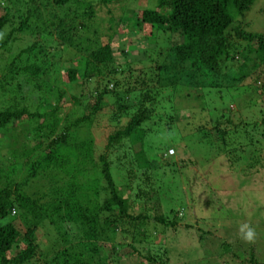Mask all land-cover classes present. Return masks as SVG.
<instances>
[{
	"label": "trees",
	"instance_id": "16d2710c",
	"mask_svg": "<svg viewBox=\"0 0 264 264\" xmlns=\"http://www.w3.org/2000/svg\"><path fill=\"white\" fill-rule=\"evenodd\" d=\"M5 1L9 4L2 7L0 14V133L7 134V151L14 161L0 169V264H26L34 256L35 230L45 218L50 223L64 221L77 229L74 236L77 241L57 252L51 258L54 264L113 263L115 258L108 259L115 257V245L112 244L109 255L101 254L97 241L109 231L132 236L134 240L148 238L147 216L134 213L132 201L118 194L112 169L124 171L126 180L132 177L141 180L135 187L134 199L147 204L159 202V187L149 184L152 180L148 172H158L162 153L157 155L158 160H149L146 153L152 152L151 148L141 150L135 157L130 156L129 149L136 143H144L148 132L146 122L156 108L161 91L186 87L187 77L188 84L202 93L193 97L198 107H189V116L177 122L174 131H170L169 120L167 134L174 147L183 137L180 127L184 130L185 126H191V137L196 135L224 154L231 152L234 162L247 149L256 155L264 149L259 144L264 138V114L257 121L252 115L231 110L229 101L224 102L228 97L238 99L242 94L237 90L239 84L248 75V69L258 65L247 68V61L264 62V31H247L239 20L255 0H155L153 7L143 9L134 25L137 29L145 25L157 31L148 53L141 52L142 58L148 57L151 64L140 67V60L127 58L128 75L125 76L133 78L134 69L138 70L135 81L141 92L113 78L122 74V70L116 67L119 57L114 55L110 42L100 45L88 36L76 38L75 35L77 30L90 28L96 3L106 5L113 0H76L74 8L64 11L63 16L51 11L53 7L64 9L68 0ZM172 35L179 36L180 43L161 52L160 42ZM150 50L156 58L149 56ZM169 53L174 54L172 59L162 57ZM119 54L128 56L121 48ZM238 59L241 63L237 67L228 65ZM61 69L65 75L62 82L68 88L94 84L87 95L70 96L75 107L87 106L85 113H60L66 89L51 88L45 76L58 80ZM139 74L143 75L142 79H137ZM101 80L106 82L99 86ZM122 84L125 88L118 90ZM87 97L93 98L89 106V100L83 103ZM219 101L222 103L216 106ZM32 103L36 106L30 110L27 106ZM252 103L247 102L243 108L251 107ZM106 108L108 112L104 113ZM218 108L219 115L215 113ZM126 115V122L117 124ZM23 116L28 121L19 125ZM99 117L107 123L113 121L116 127L106 135L104 150L96 156L94 138L89 133L80 136L78 131L96 124ZM27 140H34L32 147L26 145ZM119 149L122 150L120 157L111 158L112 150ZM169 150L173 153L170 148L167 154ZM179 161L192 163L189 158ZM19 166L25 174L18 181ZM38 177L49 180L50 191L55 195L49 203L40 202L45 194L33 198L22 190L27 178ZM101 179L103 185H100ZM15 218L26 225L23 232L13 225ZM177 221L176 211L169 209L167 214L155 215L157 225L151 227L159 226L163 231L165 227L175 226ZM13 248L18 251L11 254ZM148 259L150 264L162 263ZM243 261L264 264L253 256Z\"/></svg>",
	"mask_w": 264,
	"mask_h": 264
},
{
	"label": "rangeland",
	"instance_id": "374dc122",
	"mask_svg": "<svg viewBox=\"0 0 264 264\" xmlns=\"http://www.w3.org/2000/svg\"><path fill=\"white\" fill-rule=\"evenodd\" d=\"M74 1L76 0H68L64 9L53 7L51 12L55 11L56 16H63L64 11L67 12L69 8H74ZM84 1L94 2L93 0ZM8 4L9 2L0 0V14L3 13L2 7ZM154 5L155 0H113L106 5L96 3L93 7L94 19H92L88 31L77 30L75 33L76 38L80 35L88 36L100 45L110 42L114 55L119 57V65L115 66L122 70V74H116L113 78H117L123 83L126 82L128 86H133L136 90L140 89L135 81L138 70L134 69L132 75L135 76L127 79L125 76L128 75L126 71L129 64L127 65L126 59L140 60L142 62L140 67L150 66L151 61L148 57L142 58L141 52H147L149 46L153 42L155 43L153 39L157 31L155 33L153 28L145 25L141 29H137L134 23L143 9ZM109 17L111 18L110 23ZM239 20L247 31H264V0H255L251 9ZM176 43H180V37L177 35L170 36L168 40L162 39L160 42L161 52L164 53L166 49ZM120 48L128 56H121ZM152 52L150 50L149 56L156 58ZM173 55V53L166 56L162 54V57L172 59ZM70 57L73 58L71 54ZM65 58L68 57L65 55ZM255 60L252 59L246 63L247 68H251L255 64L258 65L253 70L248 69V75L239 84L240 87L237 90L242 94L238 96V99L228 97L226 98L228 100L222 101L225 103L229 101L228 105L231 110L242 112L244 116L252 115L253 119L260 121V114H264V92L261 89V87L264 88V62L258 63ZM240 63L241 61L238 59L235 62H228V65L232 64L237 67ZM59 74L58 80L51 79L49 75H46L45 78L48 79L51 88L57 86L59 89H66L60 113L64 114L69 111H73L77 115L81 112L85 113L88 110L87 106L75 107L70 96L78 97L80 93L87 95L88 90L94 84L90 83L88 87L86 85L83 88L76 85L68 88L62 82L65 81L64 69H61ZM142 77L143 75H140L137 79H142ZM105 82V80H101L99 86ZM189 82L187 77L185 79L186 87L161 91L156 108H154L151 118L146 122L145 128L148 132L144 137V143H136L129 149V151L131 150L130 156L135 157L141 153V150L144 152V149L151 148L152 152L150 151L149 154L145 152L149 160H158L157 155L162 153V165L159 164L160 171L158 169L156 174L148 172L152 180L149 184L153 185L152 183H154L159 187V202L147 204L142 200L134 199L135 187L141 180L136 181L134 177L130 181L126 180L124 171L112 169L118 194L132 201L134 213L141 212L147 216L148 235L146 234V236L148 238H135L133 235L134 240L132 236L120 235L118 231H109L105 238H99L97 241L102 249L101 254L108 253L107 255H109L112 244L115 245L117 253L113 254L115 257L108 259L115 258L111 264H150L149 257L154 258L157 263L162 262L161 264H248L243 260L250 256H253L258 262H264V149H261L258 155L247 149L234 162V155L231 152L224 154L225 152H220L217 147L204 143L196 135L191 137L190 133L193 131L191 126H185L184 130L180 127L183 137L178 139V146L174 147L167 134L169 120H171L170 131H174L175 124L180 122L183 117L189 116L188 108L199 105L193 100V97L202 93L200 89L188 84ZM110 87L109 83L108 88ZM124 88V84L118 86V90ZM47 96L49 99L50 95L47 94ZM88 100L87 105L89 106L93 102L92 97L85 98L83 103H87ZM251 101H254L251 107L243 108L247 102ZM31 102L36 101L32 100ZM218 103L222 102L219 101L215 105L218 106ZM35 106L36 103H32L27 108L33 110ZM107 108H111L110 99H108ZM107 108L104 109V113L108 112ZM215 113L219 115L220 109H216ZM202 114L206 115V113ZM126 120L127 115L122 116L118 119L117 124H124ZM27 121V118L23 116L19 125L26 124ZM114 127L116 126L113 121L107 123L106 120L99 117L96 124L92 123L90 127H81L78 135L86 136L89 133L94 138V149L96 148L95 155L97 156L104 150L106 135ZM173 142L175 143V140ZM33 144L34 140L26 141L28 147H32ZM259 144L264 148V138ZM8 146L7 134L0 133V169L10 166L14 161L7 151ZM124 147L125 145L122 147L123 150ZM170 148L173 149V153L167 154L166 151ZM113 151L111 158L120 157L122 154L121 149ZM96 156H94L95 159ZM108 157L110 158V155ZM254 157L258 159L256 160ZM187 158L192 161L191 164L180 163L179 159L186 161ZM17 170L16 179L19 181L24 177L25 171L21 166ZM103 184L101 179L100 185ZM50 188L48 179L38 177L27 178L22 190L33 198L45 194L40 202L49 203L51 202L50 197L55 196ZM169 209L177 213L178 221L175 226L165 227L163 231L159 226L153 229L151 226L157 225L154 222V216L167 214ZM52 218L54 219V215ZM245 222L250 223L256 229V237L252 243H245L239 239L238 228ZM12 223L21 232L26 228V225L17 218L13 219ZM76 231L74 225L64 221L50 223L47 218L43 219L35 230L34 256L26 264H54L51 258L60 250L68 248L77 241L74 238ZM17 244L23 247L20 242ZM17 251L13 248L11 254Z\"/></svg>",
	"mask_w": 264,
	"mask_h": 264
},
{
	"label": "clouds",
	"instance_id": "9594fccd",
	"mask_svg": "<svg viewBox=\"0 0 264 264\" xmlns=\"http://www.w3.org/2000/svg\"><path fill=\"white\" fill-rule=\"evenodd\" d=\"M170 154V152L168 151ZM239 239L245 243H252L256 237V229L250 223H242L238 228Z\"/></svg>",
	"mask_w": 264,
	"mask_h": 264
},
{
	"label": "built area",
	"instance_id": "2783aa9c",
	"mask_svg": "<svg viewBox=\"0 0 264 264\" xmlns=\"http://www.w3.org/2000/svg\"><path fill=\"white\" fill-rule=\"evenodd\" d=\"M170 153H172V150H169Z\"/></svg>",
	"mask_w": 264,
	"mask_h": 264
}]
</instances>
